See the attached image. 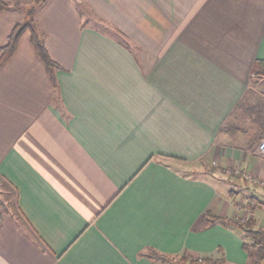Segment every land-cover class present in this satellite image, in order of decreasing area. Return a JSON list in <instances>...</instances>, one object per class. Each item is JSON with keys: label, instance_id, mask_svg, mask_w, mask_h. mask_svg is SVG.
<instances>
[{"label": "crops", "instance_id": "0c3cea01", "mask_svg": "<svg viewBox=\"0 0 264 264\" xmlns=\"http://www.w3.org/2000/svg\"><path fill=\"white\" fill-rule=\"evenodd\" d=\"M36 11L60 67L55 85L29 31L0 64V186L15 196L0 209V264H166L152 248L245 264L242 231L206 213L263 218L264 203L238 207L240 178L225 168L264 176L258 143L236 130L263 101L249 92L264 0H46ZM23 17L0 12V47Z\"/></svg>", "mask_w": 264, "mask_h": 264}, {"label": "trees", "instance_id": "16d2710c", "mask_svg": "<svg viewBox=\"0 0 264 264\" xmlns=\"http://www.w3.org/2000/svg\"><path fill=\"white\" fill-rule=\"evenodd\" d=\"M46 2V0H34V5L30 7V13L35 12V8L40 7ZM81 4V9H85L86 6L83 2ZM23 7L19 2L12 3L8 0H0V12L5 10L17 9ZM22 9V8H21ZM34 11V12H33ZM29 31L30 38L35 47L37 54L43 60L47 72L55 85H57L56 70L60 67L56 60L53 59L49 50L45 44L43 33L39 30L36 24V19L33 18L31 22H17L13 27L12 31L8 35L7 42L0 47V64L5 62L9 57H11L19 44V41L23 34ZM118 35H122V32L117 31ZM123 41V40H121ZM257 73L264 74V59H258L257 65L255 67V75ZM246 103L245 100L238 103L239 107L243 103ZM259 110L255 112L256 123H245L244 127L240 124V128H235L236 130L242 131L246 135L252 134V139L247 143L249 147H252L256 142L258 143L264 137V99L261 101ZM250 108L247 106L245 108V113H247ZM253 126V128L251 127ZM233 128V123H225L222 130L227 132L236 131ZM254 129V131H252ZM209 221L211 222H222L226 225L239 228L243 233V248L246 250L248 258L245 264H264V227H256V220L254 218H242L238 216H219L216 215L212 210H208L206 213ZM148 255L151 258L162 261L166 264H185V261L188 259L186 255H183L181 258H176L166 253L160 252L157 249L152 248ZM192 260V264H221L219 262H214L211 257H196Z\"/></svg>", "mask_w": 264, "mask_h": 264}, {"label": "rangeland", "instance_id": "374dc122", "mask_svg": "<svg viewBox=\"0 0 264 264\" xmlns=\"http://www.w3.org/2000/svg\"><path fill=\"white\" fill-rule=\"evenodd\" d=\"M14 2H17V1H12V3H14ZM34 4L35 3L33 1L31 4H24V5L21 4L23 6V7H21L22 9L17 8V9H20L22 11L23 16H24L23 19L21 20V23L31 22L32 19L36 17L35 12H37L36 11L38 8L37 6L35 8L36 9L35 12L33 11L34 13L29 12V11H31L30 7L33 6ZM78 6H79V8H81L80 3L78 4ZM118 37L121 39L122 35H118ZM253 94L254 95L259 94V98H257L258 96H256L255 100L264 99V74L257 73L254 76L253 86L251 87L249 95L252 96ZM240 124L243 125L242 123H240ZM251 127L253 128V126H251ZM252 131H254V129H252ZM237 135H241V132H237ZM246 139H247L246 143H248L252 139V134H251V136L246 135ZM236 168L237 167L230 166V167H226L225 169L229 170L228 175H230V178H231V176L240 178L241 184L239 185L240 187H238L236 192H238V193L242 192L243 195H240V196H242V199L237 202V203H239L238 207H240V209L245 208V210H246V208L248 209L249 207H254V206L256 207V205H259V203H264V185L260 182L264 178V176H258L254 173H251L252 179H247V178H244L243 176H241L240 173L235 172L234 169H236ZM255 177H257L258 180ZM243 181L245 183H243ZM0 187L3 188V190H2L3 192L1 191V193H0V201H1L0 202V209L4 210L5 208L9 209L8 207H13L14 202H15L14 201L15 200L14 193L11 192V190L8 186H4L1 184ZM6 188H7V190L5 191ZM8 190H10V191H8ZM253 197H254V201H250V200H253L252 199ZM261 206H263V205H261ZM3 207H5V208H3ZM262 210H263V214H262L263 216H261V217H263L262 218L263 220L261 219L260 222L259 221L256 222V225H255L256 227H261V226L264 227V208ZM243 212H245V211H243ZM243 218L248 219L247 216H245ZM177 258H181V256L177 257ZM213 260H214V262L226 264L225 262H222L223 260H220L219 258L213 259ZM185 264H192V260L187 259L185 261ZM201 264H205V263H201Z\"/></svg>", "mask_w": 264, "mask_h": 264}, {"label": "built area", "instance_id": "2783aa9c", "mask_svg": "<svg viewBox=\"0 0 264 264\" xmlns=\"http://www.w3.org/2000/svg\"><path fill=\"white\" fill-rule=\"evenodd\" d=\"M257 151L259 154L264 156V137L258 142ZM234 171L237 173H242V170L240 168H236V169H234ZM243 176L247 179H252L251 173H249V171L243 172ZM255 178L257 179V177H255ZM260 182L264 185V178Z\"/></svg>", "mask_w": 264, "mask_h": 264}]
</instances>
